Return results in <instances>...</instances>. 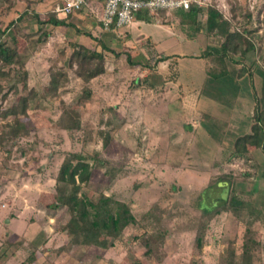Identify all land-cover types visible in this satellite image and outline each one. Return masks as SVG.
Returning a JSON list of instances; mask_svg holds the SVG:
<instances>
[{"label":"rangeland","instance_id":"1","mask_svg":"<svg viewBox=\"0 0 264 264\" xmlns=\"http://www.w3.org/2000/svg\"><path fill=\"white\" fill-rule=\"evenodd\" d=\"M62 1L11 0L0 6V30L21 16L0 42L14 39L27 72L19 87L0 79V264H20L34 244V264H242L250 247L264 264V198L256 203L261 215L248 216V224L222 209L230 194L245 201L264 195V148L232 157L227 148L242 132L231 131L220 117L235 114L243 126L264 113V0H203L202 8L218 10L230 30L253 45L243 57L231 55L225 68L214 57L200 58L223 39L204 26L194 34L174 12H139L151 21V33L160 31L155 23L165 30L155 50L141 41L143 31H104L85 7L59 17L64 27L46 24ZM74 42L108 48L103 75L89 82L77 76L68 60ZM133 49L150 55L149 69L127 65L125 55ZM163 56L170 57L156 63ZM224 69L226 83L230 74L245 77L239 94L244 107L233 109L235 85L222 88L225 93L212 86ZM213 134L224 149L214 148L220 142ZM72 154L92 169L83 197H109L133 215L108 248L74 244L65 232L67 209L46 207L60 165Z\"/></svg>","mask_w":264,"mask_h":264},{"label":"trees","instance_id":"2","mask_svg":"<svg viewBox=\"0 0 264 264\" xmlns=\"http://www.w3.org/2000/svg\"><path fill=\"white\" fill-rule=\"evenodd\" d=\"M10 1L0 0V6L10 3ZM5 8L11 9L10 6H5ZM172 12L178 17L180 25L193 27L192 31H194V34L199 32L202 26H204L207 34L223 39L219 45L207 48L200 58L207 59L210 56L214 57L224 67L223 65L229 61L231 55L239 53V56L243 57L249 51H253V45L249 43V40H246L243 34L231 31L229 23L215 8H202L191 3L188 10L179 9ZM54 16L45 23L52 27H64L67 25L64 19L68 16L62 20L56 14ZM19 20H21V16L16 20H10L5 28L0 30V38L4 37L8 30ZM45 35H48V33L43 34V36ZM87 37L90 38V34H87ZM10 41L11 43L6 41L0 42V79L8 80L10 78L12 85L19 87L26 82L27 72L24 69L22 53L18 50L14 39L10 37ZM98 45L101 48L100 51L96 48L89 49L76 42L70 45L71 53L68 60L71 65H76L77 76L83 78L85 82L103 75L106 71L103 51L109 50L101 42H98ZM243 45H245L244 49H242ZM149 56V54L144 55L140 51L133 49L125 55V61L130 68L138 66L149 69L151 67L149 63L151 58ZM167 59H169L167 56L159 57L156 63L164 62ZM232 62L237 64L234 60ZM4 71L6 72L4 73ZM226 71L224 69L219 74H226ZM54 82L55 80H51L50 84L53 85ZM21 99L20 107L22 108L27 102V97L24 96ZM263 124L264 113L256 115L253 119L250 133L238 136L234 140L231 150L232 157H245L252 153L250 151L253 148H264ZM91 170L88 162L84 161L81 155L72 154L66 158L60 165L57 173L55 194L52 196L50 204H47L46 207L52 210H57L61 207L67 209L69 220L65 225V232L74 244L105 249L112 246L114 241L121 236L124 229L133 221V215L126 204L117 202L109 197L101 196L95 201H88L83 197L82 187L88 184ZM235 188L234 186L233 189ZM236 191L240 192L237 188ZM232 195L233 197L230 194V198L223 202L229 205L222 207V209L229 211L234 217L245 221L246 224L249 222L248 216L261 215L263 209L256 205L257 198L254 199V197L250 196V199L245 201L242 194L237 195V193H233ZM199 239L200 236H197V240ZM37 247L38 245L34 244L30 255L20 264H34L37 258L35 255ZM252 251V247L246 249L242 255V258L244 257L242 264H259L257 263L258 256L255 258ZM1 257L4 256L0 255V259ZM133 264L141 263L137 261Z\"/></svg>","mask_w":264,"mask_h":264},{"label":"built area","instance_id":"3","mask_svg":"<svg viewBox=\"0 0 264 264\" xmlns=\"http://www.w3.org/2000/svg\"><path fill=\"white\" fill-rule=\"evenodd\" d=\"M93 0H63L54 13L66 17L79 12ZM103 8L99 22L104 31L116 33L118 29L129 26L141 10L150 12L188 10L193 3L201 6L203 0H102Z\"/></svg>","mask_w":264,"mask_h":264},{"label":"crops","instance_id":"4","mask_svg":"<svg viewBox=\"0 0 264 264\" xmlns=\"http://www.w3.org/2000/svg\"><path fill=\"white\" fill-rule=\"evenodd\" d=\"M85 8L87 9V12L88 13L95 14L96 17H97V19H98V21H99V18L101 17V13H102L103 1L102 0H93L90 4H88L87 6H85ZM150 22L151 21L147 20V18L144 16L143 12L137 13L136 16H135V18H134V20H133V22L129 26L125 27V29H127L131 34H132V31L133 30H137L139 32L143 31V32L147 33L146 35L141 36V41L142 40H149L152 43V45H154V49L156 50L157 44H159V42L163 38H165V36L163 37V34H165V30H164L163 26L155 23V25L160 28V31H156L154 33H151L150 30L148 29V27H151L152 26V24ZM137 23H140V24L137 25ZM167 57H170V56H167ZM207 71H208V68H207ZM226 74H219V72H217L215 74V76H214L215 79H217V80L212 84V86L213 87H219L220 88L219 93L222 92V91H223V93H225L226 90H223L222 88H224V87H226V88H232V86H230V85H235L234 87H236L238 90H236V96L234 98L233 109L240 108V105H241V107H244L243 106L244 102L241 99L242 98V94H241L240 99H239V94H240V91H241L240 81L244 82V80H245L244 78L245 77L237 78V77H233V75L230 74V75H227V76L231 80L228 83H226V82L223 81V79L226 77ZM260 75L262 77V80H261V84L260 85H261L262 90L264 91V74H263V72L260 73ZM218 79H222V81H223V84L222 85H219ZM209 84H210V82H209ZM255 89L258 90V87H257L256 84H255ZM223 93H221V94H223ZM241 93H242V91H241ZM253 97H254V99H253V108H254V105H255L254 102L255 103L258 102V97H257V95L255 96L254 94H253ZM263 101H264V95H263ZM192 104L195 105L196 109H198V108L201 107V106H198L197 103L196 104L192 103ZM237 104H238V106H237ZM210 105L211 106H204L203 108H205V107H207V108L211 107L212 108L213 107L212 103ZM192 109H194V108H192ZM251 110H252V108H251ZM220 117H222L223 121L226 122L228 128L231 131H234V132L235 131H238L240 133L242 132L241 135H238V136H242V135H246V134H249L250 133V127L252 125L250 123V121H252V119H250V117H248V119H246L248 121V123L244 124L243 126H242L243 122L239 118H237L235 114L234 115L229 114L227 116H225L223 114H220ZM231 121H233L235 124H237L238 126H240L241 129H238V127H236V126L229 125V123H232ZM195 124H194V126H195ZM194 130H196V128H194ZM213 135L220 142V143L215 142L214 143V145H215L214 148L216 150L219 149V148L221 149V147H222V149H224L223 142H221V139H218L216 137L217 136L216 134H213ZM231 148H232V146H230L229 148H227V150L231 151ZM263 162H264V159H263ZM256 175L257 174H255V176ZM263 198H264V195L263 196H260L257 199L259 201L260 200L262 201Z\"/></svg>","mask_w":264,"mask_h":264}]
</instances>
